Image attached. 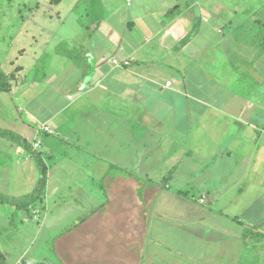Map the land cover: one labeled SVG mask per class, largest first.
Here are the masks:
<instances>
[{
	"label": "crops",
	"instance_id": "obj_1",
	"mask_svg": "<svg viewBox=\"0 0 264 264\" xmlns=\"http://www.w3.org/2000/svg\"><path fill=\"white\" fill-rule=\"evenodd\" d=\"M83 11L59 52L64 36L47 46L52 19H40L48 38L30 59L44 73L29 79L28 58L0 93L16 105L5 129L30 146L2 148L0 135V193L34 189L35 155L47 167L30 213L0 206V251L33 231L5 264H264V0H90Z\"/></svg>",
	"mask_w": 264,
	"mask_h": 264
},
{
	"label": "rangeland",
	"instance_id": "obj_2",
	"mask_svg": "<svg viewBox=\"0 0 264 264\" xmlns=\"http://www.w3.org/2000/svg\"><path fill=\"white\" fill-rule=\"evenodd\" d=\"M88 1L87 6H83ZM95 1V0H93ZM260 0H254V5H256ZM89 4L90 0H0V66L5 71L9 72L16 68L17 65L20 63L25 62L26 59H28V63L32 65V69L28 70V77L31 78H39L40 75L44 73V67H42V64H38V66H33L34 59L32 58L34 51L40 50L38 46H42L43 39L48 38V33L44 36L42 34L43 32L40 31V25H38V21L40 19H52V21H48L49 28L51 29L54 34L51 37V40H49L46 45L52 46L54 42L61 36H64V42L61 44H58L54 47V50H69L68 44H71L70 40L74 37L78 29L83 26V24L77 23L76 18L81 16L82 19H86V15H84V10L87 12L89 11ZM255 7V6H254ZM80 13L82 15H80ZM89 13V12H88ZM65 18V23L62 25L55 24L58 23L60 18ZM61 18V19H62ZM22 46H25L23 51H18L19 48ZM48 49H51L49 47H46ZM49 54V53H48ZM45 55V58H42L43 61L46 59L47 55ZM27 67V66H26ZM25 72H16L14 75H17V78H20V76H24ZM38 78L36 81H38ZM5 92L3 96L5 97ZM5 99V98H4ZM4 99L0 100V109H2V114L6 115V118L0 117V127L2 129H13L12 125L9 123L10 116L15 115V104L7 105L4 104ZM14 130V129H13ZM12 130V131H13ZM15 131V130H14ZM14 133V132H13ZM18 134H16V137ZM12 138L11 136H4V139H6L5 142H2V145L4 147L7 146L6 142H9L11 145H13V142H15L16 139ZM21 137V136H20ZM1 143V142H0ZM1 145V146H2ZM11 154V152H10ZM10 159V157H8ZM31 190V189H30ZM135 199V196L134 198ZM135 202V201H134ZM6 202L4 200H0V206L6 207ZM132 203V202H131ZM128 202V205H126L127 208L131 207L133 208L134 205ZM67 204H70V201H68ZM261 208L264 206V201L261 202ZM71 206V205H70ZM257 206V205H256ZM9 209L14 212H16L14 207L10 204L8 206ZM70 208V207H68ZM63 210V209H61ZM20 211V210H18ZM262 211V209H260ZM70 219V216H67L64 218V221H67ZM55 221V220H54ZM263 224H257L255 227L256 229H259V226H262ZM57 226L56 223L52 225V229L56 230ZM60 228V227H59ZM16 229L19 231V226L16 227ZM24 232H20L18 234L20 237L17 239L16 242L13 243V246L11 248H4L2 251H0V255L3 257V261L5 263L11 262V259L15 258L19 252L23 249V246L28 243V241L32 238V229L28 230H22ZM11 234V233H10ZM72 235H67L66 241H69L71 239ZM251 234L244 232V240L248 241L249 243L257 241L256 239L250 238ZM132 237H129L128 235V242H130ZM254 240V241H252ZM253 244H258L257 242H254ZM93 248V253L96 254L97 252L103 253L100 249ZM114 246L110 244L109 251H113ZM81 258H79V262L82 260H86L88 255V250L82 249ZM87 250V251H86ZM100 250V251H99ZM264 252L262 249L260 253ZM51 253L47 251V256H49ZM99 255V254H98ZM90 256V255H89ZM65 259L71 258V249L70 252H68L65 256ZM128 257V255H127ZM16 258V259H17ZM15 259V260H16ZM93 261V260H92ZM111 262L112 260H108ZM1 264V263H0ZM11 264V263H10Z\"/></svg>",
	"mask_w": 264,
	"mask_h": 264
},
{
	"label": "trees",
	"instance_id": "obj_3",
	"mask_svg": "<svg viewBox=\"0 0 264 264\" xmlns=\"http://www.w3.org/2000/svg\"><path fill=\"white\" fill-rule=\"evenodd\" d=\"M60 1V0H55ZM49 20V19H48ZM60 50H58L59 52ZM122 65H124V63L122 62ZM121 65V66H122ZM15 72L11 71V72H7L5 71L3 68H1L0 66V93L1 92H6L10 89L11 84H12V80L15 78ZM0 135L2 136H11L12 138L16 137V134L6 130V129H1L0 128ZM16 140L19 142L21 141L23 143L24 146L30 148L29 143H27L26 141H23L22 138H20L19 136L16 137ZM36 157V163H37V167H38V179L36 181L35 187L34 189L28 193L25 194L19 198H8L4 195H2L0 193V200H4L5 202L10 203L14 209H16L15 211V215L17 212H19L18 210H25L26 212L30 213L32 207H36L38 203L42 202L44 199V195H45V190H46V173H47V167L45 165V163L42 161V158H40V155L37 154L35 155ZM146 184H148V181H143V185L145 186ZM0 263L1 264H5V262L3 261V257L0 255Z\"/></svg>",
	"mask_w": 264,
	"mask_h": 264
},
{
	"label": "built area",
	"instance_id": "obj_4",
	"mask_svg": "<svg viewBox=\"0 0 264 264\" xmlns=\"http://www.w3.org/2000/svg\"><path fill=\"white\" fill-rule=\"evenodd\" d=\"M112 63L115 65V66H121L122 65V62L118 61L116 58H112L111 59ZM124 64H127L128 61H123ZM171 83L168 81L165 83L166 86H169ZM45 130H48V127L47 126H44L43 127ZM38 146V143H35V147Z\"/></svg>",
	"mask_w": 264,
	"mask_h": 264
}]
</instances>
